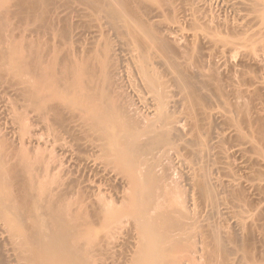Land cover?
<instances>
[{
    "label": "bare ground",
    "instance_id": "obj_1",
    "mask_svg": "<svg viewBox=\"0 0 264 264\" xmlns=\"http://www.w3.org/2000/svg\"><path fill=\"white\" fill-rule=\"evenodd\" d=\"M82 1H84V0H81V2ZM253 1L254 2L257 1V2H255V5H253V3H251ZM260 1L262 3L264 2L263 0H259V2H258V0L250 1V3L253 6H255V7L252 6V8L255 9V11L253 9L249 8L251 11L253 10L252 14L254 17V21H255V18L260 21V23L259 22L257 23V25H260L257 29L255 28V30H254V28L253 29L251 28L249 31H247V32L245 31L246 35L244 34L245 32L243 33L245 35V38H248L249 40H251L250 42L248 40V44L250 43V45H253L254 43H255V45L257 43L258 44L264 43V25H263V27L261 26L262 25L261 21H262V23L264 22V12L262 11V9H264V5L260 4L261 3ZM85 2L87 4H85ZM85 2L84 3L82 2V4H85L86 8H88L87 6H89V9L92 11V13H94V15H96L100 19H102L103 17H105V19L106 18L110 19L111 20L110 22L113 24V27L118 31H122V33L128 37V40H130V43H132L131 45L134 47V52H135L134 53L135 56H134L133 50H132V55L134 56V60H132V61L134 62V64H135L134 66H135L136 71L138 73V76L136 74H135V76L140 77L139 78L141 80L140 82H142V84L144 85L145 89L148 92V95L152 98V103H154L153 109H155V110H153V112L155 111L157 113V115L155 112H154V114L150 112L151 114H148V115L153 114L152 115L153 118L149 119L150 121L147 119V121H149L147 123V125H146L147 121L144 119L146 121L144 124V125H146V127H144V125H143L144 122L142 124H140L141 120L139 122L137 119V122L139 124L132 121V120H134L133 119L134 117L132 118V116L128 114L129 112L127 113L128 117H126V111L127 110H125V111L123 110L124 111L123 112L121 109H118L119 107L120 108L123 107L121 105L119 107L117 106L121 102L117 103V105L114 103L115 101L111 102L112 100H115L116 98L113 97L110 94V91H108V90H112L111 87L113 88V84H111V83H113L114 80L110 83V85H111V87H109L110 89L107 87L108 84H106V82L108 83V81L112 78L111 75H114V73H112L113 72L112 69L116 70V68L114 67L115 68L114 69V68H112L113 65L111 66V63H113L110 61V58H109V52H110L111 47H110L109 42L107 41V39L105 37L106 34H104V32L101 31L99 33L96 31L97 34H99V36L97 37V38H99L98 39L99 41L96 42V44H94V45L90 44V46H95V45H97V46L95 47L93 52H92V48H91L90 51L92 53L90 51H86V53L90 52V54L87 53V54H89L88 56L85 55L86 56L85 57L84 54L82 53L83 56L79 55L80 57L82 56V58H77L74 55L78 54L77 53L78 49L79 50H81V49L76 48L77 49V51L75 49L76 53L74 52V55H73V52H72V54H71L72 56H69L70 55L69 54V55H67V58H66V57H63V55H61L62 54V52H60L61 48L59 50L56 48L57 47L56 46V40H55V42L53 41L55 43L54 45L56 47L53 46L54 48L52 47L51 49H47L48 50L47 51L44 48L49 46V45L46 44L47 46L45 45V47L43 48L42 44L38 43V42H40L39 39L37 40L38 42H34V40L30 41L31 36H32L31 33L34 30H31L29 28V30L31 31V33H30V31L28 30V27H26V30L24 29L22 31H20L21 29L18 30L16 28L17 22L20 23L22 21L25 23V21L28 20L27 24H28V22L30 24L29 20L34 21L35 18H42L41 20H43L44 18H46V15L44 13H42L45 10L44 7L42 8V6H45V0H0V104L4 103V102L5 103L8 102V105L4 106L5 104H3L1 106L2 107L4 106L6 108V109L5 108L4 109L8 110V111L10 109V112H8V111L7 112H8V114L11 113L12 120H10L11 119L10 114L8 115L7 112H5V114L9 116V119H8L9 122L11 123V121H12V124L14 125L13 127L16 129L21 130L22 128H24L25 130L28 131V132L25 131V134H27V133L29 134L30 130H28V128H31V127H30V125L29 126L26 125L27 123L31 124L32 122H30V121H34L33 119L35 118V120L37 122L39 119L43 120V123L45 125V121H48L47 120L48 118H46V117H48L51 113L61 111V108H63L66 112L70 113V115L72 114V116H73V114L75 116L77 114V116L76 117L74 116V118L79 120V123H80V120L81 121L83 120V123L86 124L87 128H89V130L87 129L88 132L86 130V132H87L86 134H88V137H89L90 129H92V132L95 131L94 138L96 136V138L98 139L99 145H98L97 140H94V142L90 141V142H92L90 144L93 146V144L95 142H97L96 144H97L99 152H100V150H101V152L103 151V153L106 151L105 154H102L104 156H101V154L99 155L98 150H97V152H98V154H97L94 150H92L94 148L91 149L94 152V154L96 153L97 155H99V156L96 155L97 159H98V157L101 156L99 163H101V160H104V159H102V157H105L106 158L105 159L106 162L104 161L105 164L109 163L108 169L110 168L109 165H111V168H112V166H115L112 168L113 170H115V169L119 170V171L115 170V171L119 172V174H120L119 177H117V178H116V176H118V173H116L113 170H112V172L109 170V172L113 173L114 176L117 174L115 176L116 180L120 179L121 174H122V176L125 175V178L127 177V179L130 180V181H128L127 179H125L123 177L125 180V184H126V180H127L129 182V183H127V185L128 184L131 185V183H132V186H128V187L133 188V189L136 187L135 188L136 191H137V188L139 187L138 189L140 190V191L138 190L139 193L136 192L137 194L134 195L135 197H133V196H132L133 198L132 197H126L127 201H128V198H131L129 200L134 201L133 206L135 204L136 206H134V207H137L139 210L138 211L137 209H135V210H137V211H135V212H137L136 220L134 218H131V221H132V219H134L137 222L132 221V222H134V225H132V226L130 225L131 226V228L129 227L130 231L126 232V234L131 233V231H132V233H134L135 232V231H133L134 226L135 227H136V225L138 226V230H136V232L138 231L137 233L140 237V243L138 244L139 239L136 238L138 241L134 239L135 241H137V244L134 243V246H135V250H136V248H138V247H136V245L139 246L142 243L141 246H143V247L141 249L144 250V253L141 251L143 254H140V256H138L139 257L138 261H136V260L133 261V258L135 257V255L136 254L138 255L140 253V251L138 249L136 250L137 252L134 251V249H133L134 253L133 252L131 253L133 256L130 255V256H132L130 258V261L127 260V259H129V257L126 259L128 261V263L131 262V260H132V262L136 261L135 264H188V261L192 257L195 258L194 256L200 255V258L198 256L196 257V258H199L197 260H200V264H201V262L203 264H233V262H236V260L239 262V264H264V250L263 249H259V250L258 249H250L249 247H244L241 250H238L237 248H231L230 249V247H232L231 245L234 243V242L233 243L230 242V240L232 238L230 236L228 237V235H227V237L225 236L227 238L226 239L227 244L232 243V244L226 245V242L221 240V236H219L225 232L224 229H222L224 232L221 233L220 231H222V230H220L219 231L220 234H219V232L217 231L219 229L216 230L217 227H214V226H216V224L213 225V223L211 222L212 223V224L210 223L211 226H210V224L206 225V223L208 224L210 222L208 217H206V219L208 218L209 222L204 221L205 224H202V221H200L202 217L199 213L198 214L200 216L196 212H193V214H191L192 212H190V215H191L190 216V215L186 214V210L184 209L185 207H183V211L185 210V213H182L181 209H180V211H178L179 207H177V205L179 203L176 202V200L178 201V199L176 198V200H174L172 198H175V196L177 194H179V191H178V193L176 192V195L172 197V194L169 195V192L171 190L168 192V194L166 192V187L169 185L165 186V190H163L164 185L162 186L163 195H164V192H166V196L169 195L172 198L170 197V199H168L166 196L161 195V196H163V197L160 196L162 201H161V199L159 201L163 202V199H164V202H167L168 200H170V203H171V201L174 200V203H178V204H176V207L178 208V210H177L178 212H174V210H173L175 208L173 201H172L171 205L169 204V201H168V203H166L167 206L164 205V203H163L165 208L161 207L162 203H158L157 199L159 197H158V195L157 196L155 195L156 191H155V194H153V196L155 195L154 199L159 205L154 200H151L153 198L152 193H154V192L151 193V196L149 195V197H152V198H149V197L146 198L145 197L147 192H145L144 189L148 190L149 184L145 180L144 181L145 186H146V188H145V186L143 184L144 178L142 179V176L144 173H141L142 168L144 170H146L144 167L147 168V167L151 166L150 172L148 174L146 173L147 177H145V179L148 180L150 178L152 180V183H153V179H154L155 175L158 174L157 170H155V165H157V164L159 165V163H157L159 161V160L157 161V158H159V157L156 156L157 158L155 157L156 160H154L153 159V153H155L156 150H158V151L160 150V151H163L164 154H167L168 152H166V151L169 150L171 147H174V145H173L174 141L171 140L170 137H172L174 134L176 135V133L180 130L179 128H176V127L180 125L179 123H181V119L182 118L184 119V117L180 116V117H177V119L180 118L179 120H177L176 116H175L176 114L171 117V115L173 113L170 111L169 106L171 107L170 104L175 103V102L173 103L174 100L173 101L171 100V99H173V97H175L174 95H177V96L179 95V97L181 96L180 102L185 103L184 105H185V108L187 111L186 112L187 117H185V118H186V120L189 119L190 121L187 120V122H190V123H187L186 120H185V122H186V126H187V124H190V127L192 128V137H190V138H193V142L198 143L201 141L200 140L201 134L199 133L200 132L199 131L200 130V128H199L200 123H199V120L197 121L198 118L195 119L194 117L197 114L199 116L202 115L204 117H207L210 115L207 110H205L204 108H200L201 103L199 104L200 101L197 100L198 98H195L196 94L195 95L193 94L194 93L193 89L191 90V88H194L193 87L194 83L191 84L192 87L190 88L191 85L189 83L191 81H189L190 80L189 77H187L186 74L184 73L185 69L184 70L182 69L183 68L182 65L184 63H185L184 65H187V62H191L190 60H193L194 57H191L192 58L191 59L185 55L186 58H184V60H185V62H184L182 59L184 54H183L182 50H180L181 44H179V42H177L179 44V46H178V44L177 45L175 44L178 39L174 38L173 41L176 40L175 43L172 41V43H174L176 46H174V44H170L171 41L169 39H168V41L165 40V39L169 38L170 34H168V35L166 34V37L168 36L167 38H165V36L164 37L160 36L161 34L159 33V30H158L159 28L156 27L157 25L155 24V21H153L152 23L150 22L151 19H161L162 17H164L163 15H165L164 13H166V11L171 12V13L172 12L177 13L179 10H177L176 8H175L176 10H174V8L171 5L173 3H171L170 0L169 1H166V0H85ZM168 3L173 8V10H171L172 9L171 7L169 9H165V8L169 7ZM249 4L247 6H249ZM134 5L138 6V8ZM139 6L143 7L144 10L145 9L147 10V11L145 10L147 12L146 13L147 15L146 14L145 15L149 17V18L147 17L148 21L144 20V19H147L146 17L145 18H143L144 16L142 17V15L144 13L143 11H142L143 13H141L142 15L139 14L140 16H138L137 10L140 8ZM166 6H168V7H166ZM181 6H183V5L181 4ZM135 7L137 8V10L135 9ZM180 7H178V8H180ZM89 9H88V11H90ZM139 10H141V9H139ZM46 11L47 10H45L44 12H46ZM254 12H256V14L258 13L259 16H258V14L256 16V14ZM138 13H140V11ZM97 17L95 19L96 21H97ZM99 18H98V22L100 23L101 20H99ZM149 19H150V21H149ZM23 20H25V21H23ZM257 20H256V22H257ZM252 21H253V19H252ZM38 22L39 21H37V22L35 21V24L32 22L34 24V27H35L36 23H38ZM41 22H43V21H41ZM44 22H46V21H44ZM108 22L109 21H107V23ZM49 23H50V20H49ZM49 23L46 22L44 24L46 25ZM39 24H40V22H39ZM152 24L155 25L154 28L151 27ZM51 25H52V22H51ZM50 26L48 25L49 28H50ZM96 26L97 25H95V27ZM176 26H178V25H176ZM34 27L32 29H35ZM36 27L38 28V26H36ZM39 27L40 28H38V29H43L41 27V24ZM48 27L45 26V28H47V29H48ZM158 27H161V29L163 28V31L165 30L166 32L171 33L172 36L174 34L173 32L178 33V31H180L179 27L171 26L168 23L163 24V22L161 23V25L159 24ZM260 27H262V28H260ZM23 28H25V26ZM155 28H157L156 30L158 31V33L154 30ZM38 29L33 32V35L35 32L37 33V31H39ZM100 29H101V27H100ZM27 30H28V33H27ZM48 30H50V29H48ZM94 30H95V28H94ZM236 30H237V28H236ZM251 30H253V31L250 32ZM98 31H100V30H98ZM39 32H41V31H39ZM96 32H95V34H96ZM26 33H27V35H26ZM29 33L31 34L30 37H29V35H30ZM48 34H50V33H48ZM97 34L95 36H97ZM120 34H121V32H120ZM182 34H183V32H182ZM36 35H38V34H36ZM40 35L41 34L39 33L38 36H40ZM52 37L54 38L55 35ZM56 37H57V34H56ZM121 37H122V35H121ZM182 37H184L187 40H189V39L194 40L195 39L197 41L203 42L204 45H206L212 49L211 52H213V54H214V55L212 54L213 56L223 55V52H224V51H222L223 49L219 47L220 45L216 44L215 39H213V38L211 39L206 35L204 36V35H199V34H195V33H193V35L185 34V36L183 34ZM28 38H30V39H28ZM32 38L35 39L34 36H32ZM36 38H38V37L36 36ZM170 38L172 40V37H170ZM125 39H123V40L125 41ZM180 41H182V40L180 39ZM57 45H59V44H57ZM170 45H172L173 48L175 47L176 50H178L180 53L183 54V55L182 54L180 55V53H179V55H178V56H182V58L179 57V58H181L180 63L178 62V56H177L176 60H171L170 57H172V56H170V55H172V52L170 50L172 49V47ZM194 45H197L196 42ZM246 45L247 44H245V46ZM255 45H253V48L255 47ZM261 45L264 47L263 44H261ZM60 46H58V48ZM235 46L237 47V45H235ZM133 47H132V49H133ZM248 47H246V48H248ZM250 47H252V46H250ZM230 48L232 50H234L233 45ZM253 48H251V51H252V52H250L251 54L248 53L249 56L251 57V55H254V56L256 55L259 58V55H257L258 51H256L257 48L256 47L254 48L256 50H254ZM181 49H183L182 46H181ZM85 50H87V49H85ZM168 50L171 52L170 55H168L169 54ZM258 50L260 52L263 51L262 49H258ZM83 51H84V49L82 50V52ZM167 51H168V53H166ZM253 51L256 52V54H253ZM80 52L81 51H79V53ZM84 53H85V51H84ZM245 53H247V50ZM248 54H246V56H248ZM175 55H177V54H175ZM133 56H132V58H133ZM242 56L243 55H241V57ZM255 57H254V59H255ZM252 58H253V56H252ZM173 59H175V58H173ZM231 59H232V57H231ZM261 59H259V60H261ZM181 62L183 63L182 65H181ZM260 63H261V66L259 65L260 66L259 70L263 69V68H261V67H263L262 62H260ZM263 64H264V62H263ZM160 68L162 69V71L160 70ZM190 68H191V66H190ZM257 69H258V67H257ZM244 70H246V69H244ZM242 71H243V69H242ZM242 71L240 70V73L239 72L237 73V74H241V76L239 75V77H242L241 78L242 83L239 80L236 82L238 84H240V83L243 84V81H244L245 82L244 86L246 85V86H248V88L245 86L246 90H244V86H243V90H238L240 88L242 89L241 84H240V88H238L239 85L237 83H235V79H231L232 81H234V85L237 84L235 86V89L233 90L234 86L232 87V84H231L232 82H230V83L228 82L232 87V91L230 89V92L233 96L232 99L235 100L234 94H235V96L242 94L244 99H245V97L246 98L247 97L252 98V95L254 96V94H257L260 92H262L264 94V82H263L264 79L262 78V76L260 77L261 79L259 80V78L257 76L252 75L254 72L252 73V71H251V75L254 76V77H251L250 73L247 74V72H246L247 70L245 72L244 71L242 72ZM263 71H264V69H263ZM248 72H249V69H248ZM184 74H185V76H184ZM188 75H189V73H188ZM185 77H187V78H185ZM239 77H238V79H240ZM255 77H256V80L254 79ZM94 79H96V80H94ZM184 79L185 80L189 79L188 81L186 80L185 82H189L188 84L186 83V85H190L189 86L190 90L188 89V91H192L193 93L192 92H191V94L189 92H188V94L185 93L186 89H184V87H185L184 86V84H185ZM242 79H244V80H242ZM257 79L260 82L257 81ZM261 80H262V82H261ZM95 81L96 82L98 81L99 83H95ZM92 82H93V84H92ZM94 83L97 84V86ZM62 84L68 85L67 88L70 85V88H72V90L77 88V91H75V90L72 91L71 89H68V91H64V90H67V88L65 89L64 87H66V86L62 85ZM138 84H139V82H138ZM71 85L74 86L75 88L71 87ZM173 86L177 87V89H178L177 94H176V92L171 91ZM221 87H222L221 85H219V86L217 85V87L215 86L216 96L227 106L226 102L229 100L224 101L225 95H223V93H224L223 91H225L223 89L226 88L227 86L224 88H221ZM106 88H108L107 91L109 92L110 95L108 93H106L107 92V91H105ZM62 89H63V91H61ZM81 89L84 90L83 91L84 94L87 91V89L91 90L92 93L93 92L96 93L95 97L93 96L94 99L83 97L81 100H79V102L72 101L73 99L70 100V98H73V97H71V94H72V96L75 97L74 100H77L76 98H78V96L76 97L74 95L76 93H74V92L78 93V91L79 90L81 91ZM70 90L73 93H71ZM91 91H90V93H91ZM65 92H67L68 95H70L69 98H67L68 95ZM69 92L71 94H69ZM172 92H174V93L172 94ZM90 93L88 92V94L87 93L86 94L88 96H90ZM94 93H93V95H94ZM262 93H260L261 96H258L260 94H257V96L260 97V98H258V97L256 98L258 101H256V99H255L256 103L257 102L259 103V101H260V104H259L260 106L262 105L261 102L262 103L264 102L263 99H261L262 95H263ZM79 94H83V93L80 92ZM231 94H230V96H231ZM7 95L8 96L10 95V97H8ZM107 95H109V97L112 96L113 99L109 98L110 99L109 100L107 98ZM171 95H173V96H171ZM82 96L83 95H81L79 97H82ZM237 96H236V98H237ZM5 97H6V99L8 97L7 101H6ZM240 97H241V95L238 96V99H236V100L237 101L240 100L242 98V97L241 98ZM78 99H80V98H78ZM68 100H70V101H68ZM236 100L234 102H236ZM255 101H253L254 103L251 101L253 103V105L252 104L250 105L251 102L248 104L247 100L244 101L246 105H244V103H241L243 105H240V103H237L238 105L233 104L234 105V106L232 105L233 108L229 102V104H228L229 110L226 112V114H224L225 112L224 113L219 112L218 116L229 127L228 130L229 129L231 130L230 131L231 132L230 133V135H231L230 139L234 140V142L232 141V144L238 143L237 147H239L240 150L243 149V148L241 149V147H240L243 145V147H245V146H246V148L249 147L251 152H254L255 157L250 156L251 158H249V159L246 158V160L244 162L248 163V165L251 164L253 166H257L258 167L257 173H260L263 176L264 175V114L262 112H259L261 109H260L258 104L255 105ZM67 102H71V103H69V105H68ZM90 102H94V104H95V102H98V104H96L97 107L94 105L96 107L95 108L93 106V103L91 105L93 107H90V104H91ZM117 102H119V101H117ZM239 102H241V100ZM72 103H74V105H73L74 107L71 105ZM75 103H76V105H75ZM113 103L115 104V106L113 105ZM152 103L150 102V104H152ZM87 104L89 106H87ZM263 105L261 107L264 110ZM7 106L9 107V109H7ZM83 106L84 107L87 106L88 108H95V109L94 110L88 109V108L85 109ZM177 106H178V104H177ZM255 106L259 107V109H260V110H258V108H256L258 110V111H256L257 114H256V112L253 111L255 109L254 108ZM124 107H125V105H124ZM182 108L184 109V107H182ZM151 110L152 109H150V111ZM1 111H3V110H1ZM65 111H64V114H68ZM252 111L255 113L254 114L255 116L252 115L253 114ZM195 112H197V114ZM193 113H195V114L193 115ZM234 113H236L237 114L236 116H238V118L236 117L237 120L235 119ZM54 114H53V116H56V114L55 115ZM59 114H61V113L59 112L57 115L59 116ZM62 114H63V112H62ZM232 114H234V115H232ZM35 115H36V117H37V115H38V117H44L45 116L44 118L46 120L44 121V118L38 119V117H37V119H38L37 120L36 117H34ZM154 115L156 118L159 117L160 119H162L163 122L161 120H157L154 117ZM211 115H212V113H211ZM211 115H210V117H211ZM8 116H6V117H8ZM72 116H70L69 118L67 117V119H65V120L70 119ZM78 116L80 117L79 119L77 118ZM130 116H131L132 120L129 119ZM183 116H186V115H183ZM252 116H254V117H252ZM50 117L54 118L56 120L55 117H52V116H50ZM50 117H49V119H50ZM72 118L70 120L75 121V119H72ZM154 118H155V120L160 121V123L162 122V124L160 126H159V124L157 125L156 124L157 121L155 122V120H153ZM40 120L38 123H40ZM70 120H69V122H71ZM151 121H152V123H151ZM182 121L184 122V120H182ZM69 122L66 121L65 123L68 124ZM43 123H42V125H43ZM47 123L48 122H46V124ZM50 123H48L47 125L48 126L51 125ZM76 123H78V122H76ZM181 124H183V123H181ZM253 124L257 125V126H255L256 128L254 127L255 130L253 128L254 132H252L253 130H251ZM25 125H26V127H25ZM141 125H143L144 129L142 128ZM246 127L251 128V129H248V131L250 130L249 132H250V135H252V136H248V134H245V133H247V131H245V133H244L243 130L246 129ZM51 128H52V126H51ZM175 128L177 129V132H175V133L172 132L173 133L172 136L169 135V133H171V130L172 129L174 130ZM53 129H54V127H53ZM20 130H18V131H20ZM14 131H17V130H14ZM21 131H23V130H21ZM140 131H143V132H141L142 134L140 133ZM76 132H77V130H76ZM78 132H79V130H78ZM80 132L81 133H79V135H81L83 133L85 134V130H83V131L81 130ZM179 132L181 133V130ZM0 134H3V133L1 132ZM76 134H78V133H76ZM84 134H83V136L81 135L80 137H84ZM24 135H23V133L20 135V136H22V137H20L22 139L21 142L27 136V135L26 136H24ZM143 135H144V137H147L148 139L145 138L146 140L143 141L142 140ZM3 136H4V134H3ZM3 136L2 135L0 136V233H2V234H0L1 235L0 238L3 237L2 236L3 233H8V235L6 234V236H4L5 238L7 236H9V234H10L12 238H15L16 241L18 240V242H15V244H14V247L16 250L15 249H13V250H15L17 256H19V255L23 256L22 259H21V256H19V257L24 262L26 260L27 261V263L25 262L26 264H30V263H32V264H78L79 262H81L80 259L87 260L85 262H86V264H89L91 262H89L88 260H91L92 257H93V260H97L98 259L97 257H100L99 261H102L104 264H106L108 262L107 261L108 256L105 258L106 260L103 258L107 254L109 255V253H107V252H110V250H112V252H113L114 251L113 247H115L114 252H116V250L120 246L119 240H121V237L120 238L118 237L119 238L118 240L116 238L120 234L122 235V233L119 234L118 232L119 231L123 232L124 229L120 230V228L122 229L124 227H122V225H123V222H121L122 219H121V221L119 220V222L122 223L121 227L119 226L120 224H117V223H118V219L122 218L121 215L123 216V211L125 212V210H127L128 207L130 206V205H128L129 201H128V203L124 202L125 203L124 204L122 202V199L125 200V197H122V199L119 200L121 202L120 204L122 206L126 205V207L124 206L125 210H124V207H121L123 209V211L121 210L122 214L119 210H118L119 213H117L118 211L116 212V214L118 215V216L117 215L116 216L117 217L120 216V218H116L115 216H113V218H109L113 214L115 215V212H113V214L111 215V212L115 211V210H113L112 208H109V211H110V209H112V211L108 212V207H111V204H110V206H107L108 203L106 205L105 203L104 204L102 203L104 201H102V202L98 201V203L103 204L104 208H105V206L107 207L106 208L107 211L104 209V212L106 211V214L105 213H103L102 215L100 214V216H101V218H100L98 215L100 210H98V209H100L99 207L102 204L99 205L96 203L95 204L96 206H94V203H93L92 207H95L96 209L98 207L97 210L99 211L98 213H95V216L98 215V218H100V219L97 218L98 220H95V221H93L94 223H92V220L96 218L95 216H94L95 218L92 217L93 216V214H92L91 215L92 219L91 220L89 219L90 220V222H89V220L86 217H83L82 211H81L83 209L85 211V209H86V206H84L83 209L81 207L82 206L81 204L86 205L85 200H83L84 195H83V197H81V199L79 198V200H82L81 203H79L80 202L79 200L76 202V204L79 205V207L81 209L78 206H77V208H75L76 204L75 205L73 204V206H75V207H70V208L68 207L69 208V209L67 208L68 210L63 208V207L66 208L67 207L66 205L72 206V204H69V202H67V201H69L71 199V198L69 199L68 197L70 195L72 196L73 194H69L67 192L69 195L66 194V196H64L65 191H66L65 188H67V187L63 188V189H65V191L63 189H62L63 191H61L60 187H59V189L56 187V185L59 182L57 183V179H55L56 177L55 178H53V177L56 176L54 171H56L55 167H57V166L54 167V166H52V165H54V164H52V162L47 161L46 163L51 164L50 166L52 168L53 167L54 168L53 169H51V167L46 168L48 166V164H45L47 166L43 165L44 168H46L48 170V172H47V170L45 172H47V174L49 173L48 175H50V177L47 174H45V175H47V176H45L44 175L45 169L43 168L42 165L38 164V163H41V164L43 163L40 160L41 157L39 158L40 162L38 159L35 158L36 160H38V163H37L39 165L38 168L42 169V170L36 169L38 172H40L39 176H37L38 174L34 173V172H36L35 167H37V164L31 163L32 160H33V162H35L34 161L35 159L31 158L32 156H33V158L36 157V156H34L35 154L32 152V153H29V155H28V153L26 152L27 153L26 155L28 157L25 155H24L25 156L24 157L22 155L23 153L19 154L18 151L14 152V149L10 150L8 148V146H10V145L7 144L6 141L4 142L5 136H4V138H1ZM34 136H32L31 138L33 139ZM27 137H29V135ZM85 137L87 138V135ZM92 138H93V134H92ZM172 138L176 139V136H174ZM32 139L27 140V142L28 141L32 142ZM84 140H86V139L84 138ZM90 140H92V139L90 138ZM36 141H38V139ZM86 141H88V140H86ZM169 141L170 142L172 141L171 142L172 145L170 144ZM21 142H19V143H21ZM31 142L30 143L28 142L29 144L28 143L27 144L30 146V144H32ZM4 143H6L8 146L6 147V145ZM23 143H25V141H23ZM36 143L37 142H35V144ZM201 143H198V144H201ZM33 144H34V142H33ZM38 144H39V142H38ZM96 144L93 147H96ZM235 144H233V145H235ZM26 145L23 144L24 149L27 147ZM36 145H35V147H36ZM20 146H21V144H20ZM23 146H21V147L23 148ZM35 147L32 146L30 149L36 150V149H34ZM39 147H36V148H39ZM237 147L235 145L234 149H236ZM89 149H90V147H89ZM38 150H36V151H38ZM171 150H173V152H174V148H171L169 150L168 156L172 152ZM242 151H244V150H242ZM245 151L243 153H245ZM14 153H16L18 155L14 154ZM36 153L38 154V152H36ZM32 154H34V155H32ZM157 155L162 156V154L161 153L159 154V152L157 153ZM240 155H242V153ZM245 155H247V152L245 153ZM245 155L243 154L242 156H245ZM37 156H41V155H37ZM96 156H93V157H96ZM148 157H151L152 159H150V158L148 159ZM162 157H163V159H165L164 156H162ZM162 157H161V160H162ZM97 159H94V160H97ZM86 161H89V160H86ZM104 162H102V165H100L98 163V161H95V163L100 166V167L98 166L99 168H101V166H103ZM159 162L163 163L162 161H159ZM33 164L35 167H33ZM93 165H94V163H93ZM93 167H95V166H93ZM98 167H97V170H98ZM105 167H107V166H105ZM158 167H160V166H158ZM158 167L156 166V168H158ZM56 169H58V167ZM108 169H106V170H108ZM49 170H52V171L54 170L53 171L54 173L51 171L54 174V176L52 173L50 174ZM103 170L104 169H102V172H103ZM144 170H143V172H145ZM139 171H140L141 175L138 176L135 173H138ZM154 171H156L157 173L154 174L155 173ZM40 174H42V175H40ZM106 174H108V173H106ZM42 176H45V179L42 178ZM140 176H141L142 181H140L141 180ZM39 177H41L44 180V182H45V180H47L46 177H48V178L52 177L51 179H48L49 181L48 180L47 181L49 182V184H50V182H52L53 184L56 182V185L50 184V186H49L47 181H46V183L48 185L46 183H45L46 184L45 185L44 182L43 183L41 182L42 180L39 182V180L41 179ZM123 178L120 179L121 182H122ZM202 179L203 178L201 177V179L199 178L198 180L200 182L201 181L203 182L204 180H202ZM51 180H53V181H51ZM137 180H139L138 183L140 185L137 183ZM198 180H197V182H198ZM262 180H260V181H262ZM195 181H196V176H195ZM195 181H194V183H195ZM74 182H75V180H74ZM200 182H198V184ZM149 183L152 184L151 182H149ZM206 183L203 182L202 185L206 184ZM257 183L258 184L254 183V184H256L254 186L252 184V186L259 191L262 189L261 191L264 192L263 191L264 190L263 182L262 183L257 182ZM196 184L197 183H195L194 186H196ZM198 184L196 186V189H198ZM51 185H53V186H51ZM159 185H158V188H159ZM202 185L199 186L200 189H202L204 187ZM57 186H59V185H57ZM60 186H61V184H60ZM151 186L153 187V185H150V187ZM205 187H207V184ZM61 188H62V186H61ZM153 188L155 189V187H153ZM156 188H157V186H156ZM168 188L169 187H167V189ZM154 189H152V190L149 189V191H154ZM170 189H172V188H170ZM204 189H206V188H204ZM59 190H60V192H59ZM78 190H80V189H78ZM155 190H157V189H155ZM67 191H69V190H67ZM201 191H203V189ZM207 191H209V190L206 189V192ZM77 192H79V191H77ZM171 192L175 193V190H173ZM206 192L204 190L203 193L205 194ZM160 193H161V190L159 192V195H160ZM124 194L126 195V193H124ZM124 194H123V196H125ZM143 194H145L144 197L148 200H146L145 198H144V200H142ZM204 194H202V195L204 196ZM207 194L208 193H206L205 199H208ZM156 197H158V198L156 199ZM164 197H166L167 201H165ZM63 199H65L67 201L65 202V200L63 201ZM89 199H91V198H89ZM153 201L158 206H160V204H161V206L159 208L156 204H154V205H156V207L154 206L155 208L153 207V209L156 210V208H157V210H159L161 208L164 210V209H166V207L170 206L169 208H172L173 214H171V215L169 214V212L171 210L170 211L165 210L164 213H162L163 210L161 211V209H160V212L158 211V213H159L158 215L154 214L153 217H155V218L150 217L152 215H150V216L148 215V212L150 211V210H148V208L151 207L150 205H151V203H153ZM260 201L262 202V199H260ZM71 202H72V200H71ZM146 202L150 204L149 205L150 207H147V205H146L147 208L144 207ZM88 203H90V202H88ZM129 204L132 205V202H130ZM138 204H139V207L137 206ZM168 204H169V206H168ZM63 205H65V206H63ZM140 205H142V207H144V208H141ZM172 206H174V208ZM103 207H101L102 212H103ZM202 207L203 206H201V208ZM74 208H75V210L76 209L78 210L77 211L78 213H76V216L74 215L75 217L72 216L73 214H75ZM78 208L80 209L81 212L79 211ZM88 208H89V206H88ZM169 208H167V209H169ZM153 209L151 207L152 212L154 211ZM202 209L199 210V208H197V210H199V211H202ZM166 211L168 212L167 213L168 216L165 215ZM175 211H176V209H175ZM95 212H97V211L95 210ZM102 212H100V213H102ZM149 213H151V211ZM155 213H157V212H155ZM194 213H196V214H194ZM119 214H121V215H119ZM184 214L188 215V216H184ZM81 215H82L83 219L81 218ZM106 215L107 216L109 215L108 219H110V222L112 221L113 225H115V222H117L116 224L120 228L116 227L114 229V227L116 225L113 226L112 224L111 225L113 227H111L110 225L106 226V224H108L106 222H109L108 219L107 220L104 219V217H106ZM133 215H135V213ZM192 215H195V216H192ZM197 215L200 217V219L198 218ZM78 216L80 217V219ZM186 217H188L189 222H187L188 220H186ZM189 217H191V218L194 217V218L189 219ZM195 217H196V219L198 218V220L200 222L198 220H196ZM74 218H76V219H74ZM85 218H86V220H85ZM203 218H205V217H203ZM113 219H116L117 221L113 220ZM76 220H77V222H79L78 224L81 227L84 226L82 229L86 228L85 229L86 232L88 230L87 229L88 226H86V225H88L89 223H92L94 226H97V225H95V222H96V224H98V222L99 223L101 222L103 224V222L105 221L103 226L105 225L106 227H109V229L106 228L107 230L105 232V227H102V230L104 231L105 234L106 233L108 234V230H110V227L113 228V229H111V231L114 230V233H112L113 231L112 232L110 231L111 233H109V234H111L110 236H112V235H115V232H116L115 241L117 240L118 243H116L117 241L114 242V239H113L114 243L112 244V246L109 245L112 241V238H114V237L113 236L110 237L109 235L107 236V234H106L105 235V237L107 236L106 239L108 237H110L109 238L111 240L110 243L106 244V245H100L98 242L102 243L105 241V240H103V239H105V237H103L104 236L103 233L100 234V235H102L103 239H101L102 237L100 235H98L101 237L100 239L98 238V240H100V241L97 240L98 241L97 242L94 240V242H97L98 244L94 243L93 239H92V241H90L91 238L89 237V235L92 237L93 236V234H91L92 232H90V234L89 233L85 234L84 230H83L84 233L80 232V231L76 232L79 230V229L76 230V228L80 227L79 225H78L79 227L76 225L77 224ZM83 220H85L84 225L82 224ZM86 221L88 222V224ZM113 221H115V222H113ZM72 222H75L76 224L75 223L74 224L76 226L73 225ZM80 222H82V223H80ZM248 222H246V225L250 228H253L251 223H253L254 221H248ZM71 223L73 226H75V228L71 225ZM85 223H86V225H85ZM101 223H100V227L102 226ZM135 223H137V224H135ZM199 223L201 225H199ZM53 224H54V226H53ZM92 224H90L91 227H93ZM129 224H133V223H129ZM203 225H205V226L203 227ZM212 225H213V227H212ZM50 226L51 227L53 226L52 228H54V229H51ZM70 226H72V228H74L75 230L72 231L73 229L70 228ZM90 226L88 227L89 230H90ZM243 226L245 227V228L243 227V229H245V230L248 229L247 226H245V224H243ZM55 227H59L61 230L59 232H57V231H55V229H56ZM69 229H71V230H69ZM82 229L80 228L81 231H82ZM116 229L118 231H115ZM136 232L134 233L135 235H137ZM255 232L256 231H254V233ZM243 233L245 234V232H243ZM117 234H119V235H117ZM226 234H228V233L225 232L224 235H226ZM132 235L133 234H131L130 236L131 237L134 236V238H135V235H133V236ZM138 235L136 237H138ZM128 236H129V234H128ZM245 236H247V235H245ZM131 237H129V238H131ZM7 238L5 239V241L9 240ZM11 240H13V239H11ZM11 240L9 242H11L13 245V241H11ZM101 240H102V242H101ZM129 240H131V239H129ZM132 240H133V238H132ZM135 241H133V242H135ZM232 241H233V239H232ZM90 242H93L94 244L91 245ZM104 243H106V242H104ZM107 243H108V241H107ZM6 244H4V245H6ZM11 248H13V247H11ZM90 248H92L94 250V252H90L93 255L88 253V250L89 251L92 250ZM96 249L99 252L96 251ZM36 250L42 254L37 253L38 254L37 255ZM119 250H120V248H119ZM131 250H132V248H131ZM145 250H146V252H145ZM95 251L100 253L99 256L97 253V256L94 257L96 255ZM17 252L19 253V255L17 254ZM112 252H110V254L114 253V252L113 253ZM135 252H136V254H135ZM87 253L90 256L87 255ZM13 254H14V252H13ZM30 254L32 257L30 256ZM17 256L15 258H17ZM231 256H234L235 260L231 259L232 258ZM85 257H87L88 259L87 258L85 259ZM108 258H110V257H108ZM113 258H114V256H113ZM136 258H137V256L135 257V259ZM196 258H195V260H196ZM126 260H125L126 263L124 262L125 264H127ZM99 261H95V262L93 261L92 263L99 264L98 263ZM190 261H189V263H190ZM192 261L195 262L194 259H192ZM192 261L190 264H192ZM82 262H83V260H82ZM85 262H83L82 264H85ZM132 262L129 264H134ZM197 262H199V261H197ZM238 262H236V263H238ZM1 263H2V261H1ZM194 264H196V263H194Z\"/></svg>",
    "mask_w": 264,
    "mask_h": 264
},
{
    "label": "rangeland",
    "instance_id": "obj_2",
    "mask_svg": "<svg viewBox=\"0 0 264 264\" xmlns=\"http://www.w3.org/2000/svg\"><path fill=\"white\" fill-rule=\"evenodd\" d=\"M166 1H169V0H166ZM172 1L170 0V2L173 3L171 5L174 8V10L177 9V10L180 11V12L179 11L177 12L178 14L177 13H173V12L172 13L171 12H167L166 11V13H164L165 15H163L164 17H162L161 19H151V21L149 19V21L151 23L153 21H155V24L157 25L156 27L159 28L158 30H159V33L161 34V35L159 34L160 36H163V37L165 36V38H167L168 36L166 37V34L167 35L170 34L169 38L165 39L166 41H168V39H169L171 41L170 44H174L176 40L175 41H173V40H174V38H176L178 40L176 41L175 44L177 45L178 44L177 42H179V44H181L182 48L184 49V50L181 49V46H180V50H182V52L184 54L183 55L178 50H176L175 47L173 48L172 45H170L172 47V49L170 50L172 52V55H170L171 52L169 50H168L169 51V54L168 55L172 56V57H170L171 60H176L177 59V56L179 55V53H180V55L181 54L183 55V58H182V56H178V62L179 63H180V59L181 58L185 62L184 58H186V56L188 58L194 57L193 60H190L191 62H187V65H184L185 63L183 64L181 62V65L183 64L182 65L183 66L182 69L183 70L185 69V71H186V72L184 71V73L190 79V80L189 79H186V80L187 81L188 80L191 81L190 83L189 82H185L186 80L184 79V83H185L184 84V86H185L184 89L187 90V91L185 90V93L188 94V92H189L191 94L192 91H188V89L190 90V88L192 87L191 84L194 83V85H193L194 88H191V90L193 89L194 93L193 92L192 93L194 95L196 94L195 95L196 97L194 95L193 96L195 98H198L197 100L200 101L199 102V104L201 103L200 108H204L205 110H207L209 112L210 115L212 113V115H211V117H210V115L207 116V117H204L202 115L199 116L197 114V112H195L197 114L196 115L197 117L195 116L194 118L195 119L198 118L197 121L199 120V123H200V126H199V128H200L199 131L200 132L199 133L201 134V139H200L201 141L198 142V143H201V142L202 143L201 144H198L196 142H193V138H190V137H192V128L190 127V124H187V126H186V122L189 119L186 120V118H185V117H187V114H186L187 111H186V108H185V105H184L185 103L180 102L181 101V96L179 97V95L178 96L177 95H174L175 97H173V99H171V100L172 101L174 100L173 103L174 102L175 103L174 104H170L171 107L169 106V108H170V111L173 113L171 115V117L174 116L175 114H176L175 115L176 116V119H177V117H180V116L181 117H184V119L183 118L181 119V123H183V124L179 123L181 126L179 125V126L176 127V128H179L181 130V133L179 132L180 130L177 132V129L176 128L174 129L175 131L173 129H172L173 131L170 129L171 130V133H169V135L172 136L173 133H175V132H177L178 134L176 133V135L174 134L172 136V137L176 136V139H173L172 137H170L171 140L174 141V143H173L174 147H171L170 146L171 148H174V152H173V150H171L172 152L170 153L169 156H168V154H169V150L171 149L170 147H169L170 149L166 151V152H168L167 154H164V152L163 151H160V150L159 151L156 150V152L154 151L155 153H153V159L156 160L155 157L157 156V157H159V158L156 157L157 158V161L159 160V161H162L163 163H161V162L158 161L157 163H159V165L158 164L155 165L156 163L154 164L155 165V170H157L158 174L155 175V177L153 176L154 177V179L152 178L153 179V183H152V180L150 178L148 180L145 179V177H147V174L150 172L151 166L150 167H147V168L144 167L146 170H144L142 168V172L141 173H144L146 175L145 176L143 174L144 177L142 176V179L144 178L143 179L144 186H145V182L144 181L146 180L147 183L149 184L148 188L150 190L154 189L153 187H155V189H157V190L154 189V191H149V189L148 190L144 189L145 192H147V194L149 192L150 193L148 195L146 194V196H145V194H143L142 195L143 196L142 197L143 198L142 200H144L145 197L148 198L149 195L151 196V193L154 192V193H152V197L153 198L152 197H149V198H152L151 200H154L155 201V199H154L155 197L154 196L155 195L156 196L158 195L159 198L156 197V199L158 198L157 199L158 203H162V206H161V204H160V206L163 207V208H165L164 205L167 206L166 203H168V201H169V204L170 205L172 204V201H173V204L175 206V208H174V206H172L174 208L173 209L174 212H178L181 209L182 213H185V210H186V214H188V215H190V212H192L191 214H193V212H196L197 214L199 213L201 215V217H202L201 220H200V221H202V224H205V222H209L208 221V218H209L210 222L208 224L206 223V225H209L212 222L213 225L216 224V226H214V227H217L216 230L219 229V230H217L218 232L220 230L224 229V231L226 233H228V234L224 235L225 232L223 230L220 231L221 233L224 232V233H222L223 235L222 234L219 235V236H221V240H223L224 242H226L227 235H228V237L230 236L233 239V241H232V239L230 240V242H232V243L234 242L233 244L232 243H228L227 244V242H226V245L232 244L231 245L232 247H230V249L231 248H237L238 250H241L244 247H249L250 249H258V250L259 249H263L264 250V192L261 191L262 189L259 191V190H257L256 188L253 187L254 185L258 184L257 182H261V183L263 182V184H264V181H263L264 180V177H263L264 175L262 176V174L257 173L258 172V167L257 166H253L251 164L248 165V163L244 162L246 160V158L249 159V158H251L253 156L255 157L254 152H251V150L249 149V147L246 148V146L243 147V145H242V146H240L241 149L243 148L242 150H244V151L246 150L245 153L247 152V155H245V153H243L244 151L240 150L239 147H237L238 143L237 144L233 143L238 148V149L237 148L234 149L235 145L232 144V141L234 142V140L230 139L231 138L230 137L231 136L230 135V133H231L230 131L231 130L230 129L228 130L229 127L218 116L219 112L220 113H224L225 112L224 114H226V112L229 110V106H228L229 102H230V105L231 106L233 104L238 105L237 103H240V105H243L241 103H244V105H246L244 101L247 100V103L249 104L251 101L252 102L255 101V99L258 96H261L260 93H262V92L257 93V94H260L258 96H257V94H254V96L252 95V98L251 97H247V98L245 97V99H244V97L242 96V94H240L242 98L240 97L241 98L240 99L241 102H239L240 100L237 101L236 99H238V96H240V95H238V96L236 95L237 96V98H236V96L234 94V98L236 100V102H234L235 100L232 99L233 96H232V94L230 92V89L232 91V87L234 86V88H233V90H234L235 89V86L238 84L236 81L239 80L242 83V81H241V78L242 77H239V75L241 76V74H237L238 72L240 73V70L242 71V69H243L244 72L247 70L246 71L247 74L250 73V75H251V71H252V73L254 72L252 75L257 76L259 78V80L261 79L260 78L261 76L264 79V76H263L264 75L263 74L264 73V71H263V69H264V64H263V62H264V60H263L264 59V49L263 48L264 47L261 45V44L264 45V43L258 44L256 42L257 43L256 45L254 43L253 45H255V47L257 48V50H256V49H254L255 47L253 48V45H250V43L248 44V40L249 39L248 38H245V35H246V32L247 31H249L251 28L252 29L254 28V30H255V28L257 29L260 26V25H257V23L258 22L260 23V21L257 20L256 18H255V21H254V17H253V14H252L253 10L255 11V9H253L252 6L255 5V2H257V1L251 2V3H253V5L250 3V1H252V0H250V1L249 0H172ZM82 2L84 3L85 0L82 1ZM82 2H81V0H45V6H42V8L44 7V9L47 10V11L44 12L45 11L44 10L42 12L41 11L42 10L41 8H40L41 9L40 11L46 15V18H44L43 20H41L42 18H35L34 21L33 20H29L30 21V24H29V22H28V24L30 26L27 24V21L28 20H26V21L23 20V21H25V23L22 22V21L20 23L17 22L16 28L18 30L21 29L20 31H22L24 29L26 30V27H28V30L30 28L31 30L36 31L38 28H40L39 26L41 24V27L43 29H38L41 32H39V31H37V33L35 32L36 34L39 35V33H40L41 35L38 36L35 33L33 35V32L34 31L31 33V31L29 30L30 33L32 34V36L35 37V39L32 38V36H31L30 33H29L30 35L29 34L28 35H29V37L31 36V39L30 38H28V39H30V41L31 40L33 41L34 40V42H38L37 40L39 39L40 42H38V43L39 44H42L43 48L45 47L46 44L49 45L50 47L46 45L47 47L44 48L45 50L51 49L53 46L54 47L57 46L56 48L58 50L61 48V51H60V52H62L61 55H63V57H66V58H67V55H69V54H70L69 56H72L71 55L72 52H73V55H74V52L76 53V51H77L78 48H80L81 50L78 49V51H77L78 54H75L74 56H76L77 58H82L83 54H84V56L85 55L88 56L90 54V52H91L90 51L91 48H92V52H93V50L97 46V45L90 46V44L91 45L92 44L94 45V44H96V42L99 41L98 40L99 38H97L99 36V34H97V32H99V33L101 31L104 32V34H106L105 37H106L107 41L109 42L110 47L112 48V49L110 48V52H109L110 61L113 62V63H111V66L113 65L112 68H114V67L116 68V70H113L112 69V71H113L112 73H114V75H111L112 73L110 74L112 76V78L114 76L115 77L113 79L111 78L112 80L110 79L108 81V83L106 82V84H108L107 87L109 88V87H111L110 83L114 80L113 83H111V84H113V88L111 87V89L113 91L112 90H108V88H106L105 91H107V90L110 91V94L117 99V100L116 99L115 100H112L111 102L115 101L114 103L116 105H117V103H120L121 102L117 106L119 107L121 105L123 107H121V108L120 107L119 108L117 107V108L118 109H121L122 111L123 110L124 111L127 110L126 111V117H128L127 113L129 112L128 114L131 115L132 118L134 117L133 118L134 120H132L131 116L129 117V119H131L132 121H134L137 124H139L137 122V119H138L139 122L141 120L140 124H142L144 122L143 123V125H144L145 122L147 121V119L149 120V119L153 118L152 115L155 112V111L153 112V110H155V109H153L154 103H152V98L148 95V92L145 89V87L142 84V82H140L141 81L139 79L140 77H137L138 76V73H137L136 68L134 66L135 65L134 62L132 61V60H134V56H135V54H134L135 53L134 52V47L131 45L132 43H130V40H128V37L125 34H123L122 31H118V30H116L113 27V24L110 22L111 21L110 19H108V18L105 19V17H103L102 19H100L99 17H97L96 15H94V13H92V11L89 9V6L86 5L88 8L85 7V4H87L86 2H85V4H82ZM258 2H259V0H258ZM181 4L183 6H181ZM248 4H249V6H247ZM260 4H263L264 5V2L263 3L261 2ZM134 6H136V5H134ZM136 7L138 8V6H136ZM136 7H135V9L137 10ZM166 7H168V6H166ZM170 7L171 6L169 4V7L168 8H165V9H169ZM178 7H180V8H178ZM253 7H255V6H253ZM173 8L171 10H173ZM249 8L250 9H253V10L251 11ZM88 9L91 12L88 11ZM139 9H141V10H139ZM139 9L137 10L138 12L140 11V13L137 12L138 16H140L139 14H141V13L144 12L143 15L142 14L141 15H142V17L144 16L143 18H145V17L147 18L148 17V16H146L147 15L146 14L147 13L146 12L147 10L145 9L146 10L145 11L143 7H140ZM262 11L264 12V9H262ZM254 13L256 14V12H254ZM257 14H256V16H257ZM258 16H259V14H258ZM96 17H97V21L95 20ZM98 18L102 22L100 21V23H99L98 22ZM148 18L147 19H144V20L145 21L146 20L148 21ZM252 19H253V21H252ZM49 20H50V23H49ZM256 20H257V22H256ZM35 21L36 22L39 21L40 24L38 22V23H36V25L34 27ZM41 21H43V22H41ZM44 21L48 22L49 24H46L45 25L44 23H46V22H44ZM107 21H109V22L107 23ZM51 22H52V25L53 26L51 25ZM162 22H163V24L168 23L171 26L179 27L180 31H178V33L177 32L176 33L173 32L174 34L172 33L173 34V36H172L171 33L166 32L165 30L163 31V28L161 29V27H158L159 24L161 25ZM261 24H262L261 26L263 27L264 22L262 23V21H261ZM48 25L49 26L51 25L52 27L50 26V28H49ZM95 25H97V26L95 27ZM176 25H178V26H176ZM24 26H25V28H23ZM36 26H38V28ZM45 26L48 27V29H50V30H48L47 28H45ZM33 27L35 29H32ZM100 27H101V29H100ZM151 27L154 28L155 25L152 24ZM262 27H260V28H262ZM94 28H95V30H94ZM157 28H155L154 30L158 33V31L156 30ZM236 28H237L238 31L236 30ZM28 30H27V33H28ZM93 30L95 32L97 31L96 32L97 36H95L96 34H95V32ZM98 30H100V31H98ZM252 31L253 30H251L250 32H252ZM120 32H121V34H120ZM182 32H183L184 36H185V34H187V35H193V33H195V34L204 35V36L206 35V36H208L211 39L212 38L215 39L216 44L220 45L219 47L223 49L222 50V51H224L223 52V55H217L218 57L217 56H213L214 54H213V52H211L212 51L211 48H209L208 46L204 45V43L201 42V41H197L195 39L194 40H192V39L190 40L189 39L190 40L189 41V40L185 39L184 37H182L183 36ZM27 33H26V35H27ZM48 33H50V34H48ZM56 34H57V37H56ZM54 35L56 37V38L54 37L55 39L52 37ZM121 35H122V37H121ZM36 36L38 38H36ZM170 37H172V40H171ZM123 39H125L126 42ZM180 39L182 41H180ZM55 40H56V46L54 45L55 44L54 43ZM172 41L174 43H172ZM250 41L251 40H249V42ZM195 42H196L197 45H194ZM127 43L128 44L130 43V44L128 45ZM57 44H59V45H57ZM175 44H174V46H176ZM179 44H178V46H179ZM245 44H247V45L245 46ZM232 45L234 47L233 48L234 50H232L230 48V47H232ZM235 45H237V47ZM58 46H60V47L58 48ZM250 46H252V47H250ZM132 47H133V49H132ZM246 47H248V48H246ZM251 48H253L254 50H256V51L259 52V53L257 52V55H259V58L256 55H255L256 57L254 55H251V57L249 56V54H251L250 52H252L251 51ZM75 49H76V51H75ZM83 49H84L85 53H86V51H90V52H87L89 54H87V53L85 54L84 51L82 52ZM85 49H87V50H85ZM228 49L229 50L231 49V50L229 51ZM258 49H262L263 51L260 52ZM132 50H133V55L134 56L132 55ZM246 50H247V53H245ZM79 51H81V52L79 53ZM168 51L166 53H168ZM175 54H177V55H175ZM246 54H248V56H246ZM253 54H256V52L253 51ZM79 55H82V56L80 57ZM241 55H243V56L241 57ZM132 56H133V58H132ZM252 56H253V58H252ZM179 57H181V58H179ZM231 57H232V59H231ZM254 57H255V59H254ZM173 58H175V59H173ZM259 59H261V60H259ZM256 60L257 61L259 60V61L257 62ZM260 62H262V66H263V67H261L263 69H260L262 72L259 70V67L261 66V63ZM190 66H191V68H190ZM257 67H258V69H257ZM244 69H246V70H244ZM248 69H249V72H248ZM160 70L162 71L161 68H160ZM188 73H189V75H188ZM135 74L137 76H135ZM185 74H184V76H185ZM252 75H251V77H254ZM187 77H185V78H187ZM238 77L240 79H238ZM231 79H235V83H237V84L234 85V81H232ZM254 79L256 80V77ZM94 80H96V79H94ZM242 80H244V79H242ZM259 80L257 79V81H259ZM262 80H261V82H262ZM138 82H139V84H138ZM228 82L229 83L232 82L231 83L232 84V87H231V85ZM263 82H264V80H263ZM95 83H99V82L98 81L97 82L95 81ZM186 83L187 84L189 83L191 86L190 85H186ZM244 83L245 82L243 81V84H241L242 89L240 88V84H238L239 85L238 88H240L238 90H243ZM92 84H93V82H92ZM62 85H65V84H62ZM95 85L97 86V84H95ZM217 85L218 86L221 85L222 86L221 88H224V87L227 86L226 88L223 89V90H225V91H223L224 92L223 95H225L224 96V101L229 100V101L226 102L227 103V106H226V104H224L216 96V92H215V89L216 88H215V86L217 87ZM65 86L66 87H64V88L66 89L68 85H65ZM189 86H190V88H189ZM245 86H244V90H246V87L248 88V86H246V87ZM71 87H74V86L71 85ZM68 89H71L72 90V88H70V85L67 88V90H64V91H68ZM71 90H70V92H71ZM74 90L77 91V88L74 89ZM74 90H72V91H74ZM61 91H63V89ZM79 91H78V93L77 92H74V93H76L74 95L76 97L78 96V98H80V99L76 98L78 101L77 100H74L75 97L72 96V94H71L73 92H71V93L69 92V94H71V97H73V98H70V100L73 99L72 101L79 102V100H81L83 97L84 98L86 97V98L92 99L93 96L95 97V95H96V93H94V92H93L94 93V95H93L92 91L89 90V89H87V91L85 92V94L83 92L84 90L81 89V91H80L83 94H79L80 93ZM90 91H91V93H90ZM108 91L106 93L109 94ZM171 91L176 92V94L178 93L177 87H174V86L172 87V90ZM88 92L90 93V96L91 97L87 95ZM174 92H172V94ZM65 93H67V92H65ZM230 94H231V96H230ZM67 95H68V93H67ZM81 95H83V96L82 97H79ZM109 95H107V98L108 99L109 98L110 99L111 98L113 99V97L112 96L109 97ZM69 96L70 95H68L67 98H69ZM171 96H173V95H171ZM263 96H264V94L262 95V98L261 99H263V101H264V97ZM8 97H10V95ZM8 97H7V99H8ZM258 98H260V97H258ZM5 99H6V97H5ZM7 99H6V101H7ZM70 100H68V101H70ZM117 101H119V102H117ZM256 101H258V100L256 99ZM256 101H255V105L256 104L259 105L260 104V101H259V103L258 102L256 103ZM71 102H67V104L69 105V103H71ZM150 102L152 104H150ZM252 102L250 103V105L251 104L253 105L254 102L253 103ZM90 103H91L90 104V107H93L94 105L97 107L96 104H98V102H95V104H94V102H90ZM92 103H93V106H91ZM114 103H113V105L115 106ZM3 104H5L4 106H6V105H8V102L7 103L4 102V103H1L0 104V107H1L0 109L3 110V111L0 110V131L4 134L5 138H4L3 134H0V136L2 135L3 137H1V138H4L5 139L4 142L6 141V143L9 144L11 147L8 146L6 143H4V144L6 145V147L8 146V148L10 150H13L14 149V152L18 151L19 154H22L23 153L22 154L23 156L24 155L27 156L26 155L27 153L29 155V153H32L33 152L35 155L34 154H32V155H34L36 157H34V158H33V156L32 157L30 156V157L32 159H35L36 158L38 160L41 157L40 160H41V162H43L41 164V163H38V160L35 159L34 160L35 162H33V160L31 159L32 160L31 163H35V164L38 163L39 165L47 166L45 164H48V163H46L48 161V162H52V164H54L52 166H54V167L57 166L58 167V169H56L57 167H55V170L56 171L53 170L55 172V175L56 176H54V174H53L54 172L52 170H49L50 174L53 172L52 173L53 176H54L53 178L56 177L55 179H57V183L59 182L57 184L59 186L56 185V182L55 181H54L55 182L54 184L56 185V187L58 189L60 187L61 191H63V190L65 191V189H66L64 196H66V194H68V193L69 194H73L72 196L70 195L68 197L69 199L71 198L69 201L63 199V201L65 200V202L67 201V202H69V204H72V206H68V205L65 204L67 207L66 208L63 207L64 209L68 210L70 207H75V206H73V204L75 205L76 202L79 200V198L81 199V197H83V195H84L83 200H85V204L86 205H83V204H81L82 206L80 205L82 207V209H83L84 206H86L85 211H84V209L81 210L83 217H86L88 220L89 219L91 220L92 219L91 218V215L93 214L92 217H94L95 216V213H98L99 212L98 210H100V212H102V208L101 207H103V204L104 203L106 205L108 203L107 206H110V204H111V207H108V212H111L112 209H113L115 211H112L111 212V215L113 214V212H115V215L113 214L111 217H109V215L108 216L106 215V217H104V219L107 220L108 217L109 218H113V216H115L116 218H120V216L117 217L118 215L116 214V212L119 210L121 212V214H122L123 209L121 207H124V206L126 207V205L122 206L120 204L121 202L119 200L122 199V197H125V200L122 199V202L123 203L124 202H127L128 203V201H129V203L132 202V205L128 203V205H130V206L128 207V209L126 208L127 210H125V207H124L125 212L123 211V216L121 214H119V215H121L122 218L118 219V223L115 222V221H113V222H115V225L116 226L112 224V221L110 222V219H108V221L110 223L109 222H106V223H108V224H106V226H108V225H110L111 227L115 226L114 229L116 227H119V226L121 227V224L122 223H120L119 220L121 221V219H122L121 222H123L122 227H124V228H122V229L120 227L119 228H120V230H123V229L124 230H123V232L122 231L121 232L120 231L118 232L119 234L122 233V235L121 234L120 235L117 234L119 236H117V238H116V232H115V235H112L114 237V238H112V241L109 239L110 237H112V236H110L111 234H109V233H111L112 231H113L112 233H114V230L111 231V229H113V228L110 227V230H108V234L106 233L107 236L108 235L110 236L107 239H106L107 236L105 237L106 234L102 230V227H105V232H106L107 229H109V227H106L105 225L103 226V224L105 223V221L103 222V224L100 222L102 224L101 227H100V223L99 222H98L99 225L96 224V222H95V225H97V226H94L92 224V223H94L93 221L98 220V219L101 218L100 214L101 215L103 213L106 214V211H107L106 210V208H107L106 206H105V208L103 207V212L102 213H100V212L98 213V215H99L100 218H98V215H97V216H95L96 218L94 217L95 219L92 220V223H89L88 224V222L86 221L87 224H88V225H86V223H85L86 226L89 227L90 224H92V226H93V227L90 226V230L87 227V229H88L87 232L85 231L86 228L82 229L84 227L83 225H84V222H85L86 218H85V220L82 221L83 223L80 222V223L83 224L82 225L83 227H81L78 224L79 222H77V220H76L77 224L75 222H72V223H73V225L76 224L77 226L78 225L80 226V227L78 226L79 228H76V230L79 229L76 232H79V231L80 232H83V230H84L85 234L86 233H89L90 234V232H92L91 234H93V236H92L93 238L89 234L88 235L91 238L90 241H92V239H93V242H94V240L97 241L98 238L100 239L102 237V235H100V234L103 233V235H104L103 237H105V239H103V237L101 239L105 240L104 242H106V243L102 242V240H101L102 243H100V242H98L100 240H98L97 242L100 245L109 244L110 241H111V243L109 245L112 246V244L114 242H116L121 237V240H119V244H120L121 247L119 246L118 249L116 250V252H114L115 251V247H113V250H114L113 252L114 253L112 252V250H110V252H112L114 255L113 254H110V252H107V253H109V255L106 253L107 255L103 258V259H105L107 256L110 257V258L107 257V259H108L107 260L108 261L107 263L108 264H113V263L114 264H123L128 257H129V259H127V260L130 261V258L133 256L131 253L132 252L134 253V251H136L137 249L140 251V253L138 252L139 254L137 255L136 254L137 251L135 252V254H136L135 257L137 256V258L135 259V257H134L133 258V261L134 260L138 261V259H139L138 256H140V254H143L144 253V250L141 249L143 247V246H141L142 243L139 246L136 245V247H138V248H136V250H135V246H134V243L137 244V241H138L137 239H139L138 244L140 243V237H139V235L137 233L138 231L136 232V230H138V226L136 225L137 228L135 226L133 228V231L136 232V234L138 235V237H136L137 235L134 234L135 232L132 233V231H131V233H128L129 236H128V234H126V232H129L130 231L131 226L134 225V222H132V221H135L136 220L137 212H135V211H137L138 208L137 207H134V206H136L135 204L133 206V202L134 201L129 200L131 198H128V201H127L126 197H132V196L135 197L134 195L137 194V193H139L140 190L138 189L139 187L137 188V191L135 189L136 187L134 189L128 187V186H132V183H131V185H129V184L127 185V183H129L128 181H130V180H128L127 177L125 178V175L122 176V174H121L120 179L123 178V177L125 179H127L128 181L126 180V184H125L124 178L122 179V182H121L120 179H117L116 180V178L119 177V175H120L119 172H117L119 170H117L115 168L114 169L117 170V171L113 170L112 168L115 167V166H112V168H111V165H109V167L111 169L110 168L108 169V164L109 163L105 164V162H106V160H105L106 158L105 157H102V159H104V160H101V163H99L101 156H104L102 154H105L106 151L103 153V151L101 152V150H100L101 153L99 152L98 147H97V144H96L98 142V139L96 138V136H95L96 139L94 138L95 131L92 132V129H90L89 137H88V134H86V133L88 132L89 128H87L86 124L83 123V120L82 121L80 120V123H79V120H77V119L74 118V116H75L74 114L72 116V114L70 115V113L66 112L63 108H61V111L54 112L56 114V116H53L54 113H51L52 115L50 114L49 116L47 115L48 117H46V118H48L47 119L48 121H45L46 120L44 118L45 116L44 117H38V115H37L38 119L39 118H41V119L44 118L45 125L43 123V120H40V119H39L40 120V123H38L39 120L37 119V117L35 115L34 117H36V119L38 120V122L33 117L34 118L33 119L34 121H30V122H32L31 124L30 123L29 124L28 123L26 124L28 126L30 125V127H31V128H28L27 127L28 130H30L29 131L30 133L28 134L27 133L28 131L25 130L24 128L21 129V130L24 131L23 132L20 129H16V128L13 127L14 125L12 124V121L10 123L9 120H8L9 119V116H8L9 114H10V118H11V113L8 114V112H10V109L7 106V109H9V111L8 110H5L6 108L4 106L3 107L1 106ZM88 104H87V106H89ZM177 104H178V106H177ZM261 104L263 105L264 102L263 103L261 102ZM71 105L73 106L74 103H72ZM75 105H76V103H75ZM124 105H125L126 108L124 107ZM87 106H85V107L83 106V107L86 109V108H88ZM181 106L184 107L185 110ZM233 106H232V108H233ZM261 106L259 105V107H260L261 110L259 109V107H256L255 106L254 107L255 109L253 111L256 112V111L260 110L259 112H262L264 114V110L262 109ZM263 107H264V105H263ZM95 108H88V109H93L94 110ZM256 108H258V110ZM150 109H152V110L150 111ZM64 111L66 113H68V114H64ZM5 112H7L8 115H6ZM59 112L61 113V114H59L60 117L57 115ZM62 112H63L64 115L62 114ZM150 112L153 113V114L152 115H148V114H151ZM254 112H253L252 115L255 114ZM195 113H193V115ZM234 114H232V115H234L235 116V119L237 120L238 116H236L237 115L236 113H234ZM256 114H257V112H256ZM69 115L72 116L73 118L72 117L71 118L72 119H75V121L70 120L71 118L68 119V120H65V119H67V117L68 118L70 117ZM156 115H157V113H156ZM183 115H186V116H183ZM6 116H8V117H6ZM50 116L55 117L56 120L54 118H51ZM76 116H77V114H76ZM254 116H252V117H254ZM49 117H50V119H49ZM154 117H155V115H154ZM77 118L79 119L80 117L78 116ZM155 118L153 120H155ZM158 118L159 117H157L156 119L157 120H161L163 122L162 119H160V118L158 119ZM179 119H177V120H179ZM10 120H12V118ZM69 120L71 122H69ZM157 120H155V122ZM182 120H184V122L186 120V122L184 123ZM66 121H68L69 123L66 124L65 123ZM149 121L146 122V125H147V123ZM46 122H48V123L51 122L50 123L51 125L48 126L47 125L48 123L46 124ZM76 122H78V123H76ZM157 122H156V124L157 125L159 124V126L162 124V122L160 123V121H157ZM42 123H43V125H42ZM151 123H152V121H151ZM187 123H190V122H187ZM26 125H25V127H26ZM143 125H141V126L144 129V127H146V125H144V127H143ZM51 126H52V128H51ZM255 126H257V125L256 124H253L252 125V129L246 127V129L243 130L244 133H245V131H247V133H245V134H248V136H252V135H250V132H249L250 130L248 131V129L253 130V128ZM53 127H54V129H53ZM255 128H254V130H255ZM13 129L14 130H17V131H14ZM80 129L82 131L85 130V134L83 133L84 134V137H80L81 135L83 136V134L79 135V133H81L80 132L81 131ZM18 130H20L23 133V135L25 134V131H27L26 133L29 135V137H27L28 136L27 134L24 135V136L27 135L25 138L23 137L24 138L23 141H25V143H23V141L21 142L22 139L20 137H22V136H20V135L22 133L20 131H18ZM76 130H77V132H76ZM78 130H79V132H78ZM86 130H87V132H86ZM254 130L252 132H254ZM143 131H140V133L143 132ZM76 133H78V134H76ZM92 134H93V138H92ZM31 135L32 136L35 135L34 136L35 138L33 137V139H32L31 138L32 137ZM86 135H87V138L85 137ZM84 138L86 140H88V141L84 140ZM90 138L92 140H90ZM145 138L148 139L147 137H144V135H143L142 136V140L145 141L146 140ZM31 139H32V142L31 141H28L29 143L31 142L33 144V142H34V144H35V142H37L36 143L37 145L35 144L36 147H39V146L40 147L39 148H36L34 144L33 145L30 144V146L31 147L34 146L35 147L34 149H36V150L39 149L38 151L31 150L30 149L31 147L28 145L29 143L27 142V140H31ZM37 139H38V141H36ZM94 140H97V142H95L93 144V146L96 144V147H93L90 144V143H92L90 141H93L94 142ZM19 142H21V143H19ZM38 142H39V144H38ZM171 142H170V144L172 145ZM20 144H21V146H23V144H25V145L27 144L26 145L27 147L24 149V146L22 148L20 146ZM98 145H99V142H98ZM89 147H90V149H89ZM92 148H94V149H92ZM91 149L94 150L97 154L99 152V155L101 154V156L98 157V159H97V156H99V155H97L96 153L94 154V152ZM97 150H98V152H97ZM35 151L38 152V154ZM158 152H159V154L161 153L162 156H164V157L167 155L165 157V159H163L162 156L157 155ZM241 153H242V155L244 154L245 156L240 155ZM14 154H16V153H14ZM36 154L37 155H41V156H37ZM16 155H18V154H16ZM93 156H96V157H93ZM151 157H148V159L149 158L152 159ZM161 157H162V160H161ZM94 159H97V160H94ZM40 160H39V162H40ZM86 160H89V161H86ZM95 161H98V163L100 165H102V162H104V161L105 162L103 163V166H101V168H99L100 166L97 165L96 164L97 162L95 163ZM92 162L94 163V165H93ZM38 164H37V167H35L34 164H33V167H35V171H36L34 173H37L38 174L37 176H39V173H40V172H38L36 170V169H39L38 168V166H39ZM50 165L51 164H48V166L46 168L51 167ZM44 166H43V168H44ZM93 166H95V167H93ZM105 166H107V167H105ZM156 166L157 167L160 166V167L156 168ZM97 167H98V170H97ZM46 168H44L45 169L44 170V175L47 174V172H48V170ZM53 168L51 167V169H53ZM102 169H104L105 171L103 170V172H102ZM106 169H108V170H106ZM39 170H42V169L40 168ZM46 170H47V172H45ZM109 170L111 172H112V170L115 171L116 173H118V176H116L117 174L114 172L116 174L115 175L116 178H115L114 174L111 173V172H109ZM143 170L145 172H143ZM154 172H155L154 174L157 173L156 171H154ZM106 173H108V174H106ZM139 173H140V171L138 173H135V174H137L139 176V175H141V173L140 174ZM40 175H42V174H40ZM47 175H45V176H47ZM45 176H42V178L45 179ZM48 176L50 177V175H48ZM195 176H196V181H195ZM201 177L203 178L202 180H204L203 182H205V183L207 182L206 183L207 184V187H205L206 184H203L202 185L203 182L201 181L202 182L201 183L198 180L199 178L201 179ZM39 178H41V177H39ZM42 178L39 180V182L42 180L41 182L43 183L44 180ZM51 178L46 177L47 180L48 179H51ZM156 178L157 179L159 178V179L157 180ZM140 179H141V176H140ZM142 179L140 181H142ZM47 180H45L44 184L46 183ZM74 180H75V182H74ZM139 180H137V183L139 182ZM197 180H198V182H200L199 183L200 185L198 184ZM260 180H262V181H260ZM48 181H47V183L49 184ZM51 181H53V180H51ZM148 181L151 182L152 184H150ZM194 181H195V183L198 184V189H196L197 184H196V186H194L195 185ZM254 183H256V184H254ZM50 184H53V183L50 182ZM50 184H49V186H50ZM60 184H61L62 188H61ZM252 184H253V186H252ZM53 185H51V186H53ZM150 185H153V187L152 186L150 187ZM158 185H159V188H158ZM167 185H169V186H167ZM201 185L204 186L203 188L201 187L203 189V191H201L202 189L199 188V186H201ZM156 186H157V188H156ZM162 186H163V190H165V186L169 187L168 189L166 187L167 194H168V192L170 190L171 191L175 190V193H173L171 191L169 192V195L172 194V197L175 196L176 195V192L178 193V191H179V194H177L175 196V198H172L169 195H168L169 197L166 196V192H164V195H163ZM65 187H67L68 189L65 188ZM63 188H65V189H63ZM145 188H146V186H145ZM170 188H172V189H170ZM204 188H206L209 191L206 192V189H204ZM78 189H80V190H78ZM67 190H69V191H67ZM160 190H161V193L162 194L160 193V195H159ZM204 190H205L206 193H208L207 194L208 195L207 196L208 199H205L206 193L205 194L203 193ZM77 191H79V192H77ZM155 191H156V194H155ZM59 192H60V190H59ZM124 193H126L127 196ZM123 194L125 196H123ZM153 194H155V195L153 196ZM202 194H204V196ZM161 195L166 196L168 199H170V197H171L172 199L176 200V198H177L178 201L176 200V202H178L179 204L178 203H174V200H172V199H171L172 201L170 203V200L167 201L166 197H164V198H165V201H167V202H164V199H163V202H161L162 201V199L160 198ZM163 196H161V197H163ZM89 198H91L93 201L91 199H89ZM160 199H161V201H159ZM260 199H262V202L260 201ZM71 200H72V202H71ZM146 200H148V199H146ZM79 201H80L79 203L82 202V200H79ZM98 201L99 202L104 201V202H102L103 203L102 204V203H98ZM154 201H153V203H151V205L146 202V204L144 205V207L147 208V207H150L151 206L152 209H153V207L154 206L156 207V205L158 204L156 201L155 202L157 204ZM88 202H90V203H88ZM93 203H94V206H96L95 205L96 203L99 204V205L100 204H102V205L99 207L100 209H98V207H97V209H98L97 210L95 207H92L93 206ZM163 203H164V205H163ZM154 204H156V205H154ZM169 204H168V206H169ZM176 204H178L177 207H179V210L176 207ZM65 205H63V206H65ZM146 205H147V207H146ZM77 206L79 207V205L76 204V207L75 208H77ZM88 206H89L90 209L88 208ZM137 206L139 207V204ZM140 206H141V208H144V207H142V205H140ZM160 206H158V208ZM201 206H203L202 207L203 209L201 208ZM151 207L148 208V210L151 211V213H149L150 211L148 212V215L149 216L152 215L150 217H153L154 214L158 215L159 214L158 211L160 212V209L161 208L159 210H157V208H156L157 211L155 209H153L154 211L152 212ZM169 207H166V209H164V210L161 209V211L163 210L162 213H164L165 210H168V211L171 210L170 211L171 213L169 212V214L170 215L173 214L172 208H169ZM183 207H185L184 208L185 209L184 211H183ZM196 207L199 208V210L202 209V211L197 210ZM75 208H74V210H75ZM109 208H112V209H110V211H109ZM167 208H169V209H167ZM80 209H79V211H80ZM104 209L106 210L105 212H104ZM135 209H137V210H135ZM175 209H176V211H175ZM95 210L97 212H95ZM77 211H78L77 209L74 211L75 214L72 215L73 217L76 216V213H78ZM119 211L117 213H119ZM155 212H157V213H155ZM134 213H135V215H133ZM165 213H166L165 215H167L168 212L166 211ZM196 213H194V214H196ZM82 215H81V218L83 219ZM188 215H185L184 214V216H188ZM192 216H195V215H192ZM199 216H198V218L200 219ZM203 217H205V218H203ZM206 217H208V218L206 219ZM131 218H134L135 220L132 219V221H131ZM153 218H155V217H153ZM192 218H194V217H192ZM192 218L189 217V219H192ZM198 218L196 219V217H195L196 220H198ZM74 219H76V218H74ZM79 219H80V217H79ZM90 220H89V222H90ZM113 220H116V219H113ZM186 220H188V217H186ZM248 221H254L253 223H251V225L253 226V228H250V227H248L246 225V222H248ZM135 222H137V221H135ZM187 222H189V220ZM72 223H71V225H72ZM116 223L117 224H120V225L118 226ZM129 223H133V224H129ZM135 224H137V223H135ZM211 224H210V226H211ZM243 224H245V226H247L248 229H246V230L243 229V227H244ZM199 225H201V224L199 223ZM213 225H212V227H213ZM53 226H54V224H53ZM72 226H70V228H72ZM75 226H73V227L75 228ZM204 226L205 225H203V227ZM52 227H51V229H54ZM55 228H56L55 231H57V232H59L61 230L59 227H55ZM74 228H72L73 229L72 231L75 230ZM80 228L82 229V231L80 230ZM69 230H71V229H69ZM115 231H118V230L116 229ZM254 231H256V232L254 233ZM220 232H219V234H220ZM243 232H245V234ZM0 234H2V233H0ZM6 234L8 235V233H3L2 236L4 237V236H6ZM131 234L135 235V238H134L133 235H132L133 237H131L130 236ZM98 235H100L101 237L98 236ZM245 235H247V236H245ZM3 237L0 238L2 240V241L0 240V264H24L25 262L27 263V261L25 259H24L25 262L23 260H21L23 258V256L19 255L18 252H17V254L19 256H21V259H20L19 256L16 255V252H15L16 249L14 247V244H15V242H18V240L16 241V239L15 238H12L10 234H9V236H7L8 238L6 237L9 240H6L5 241L6 238L5 237L3 238ZM129 237H131V238H129ZM115 238L117 239L116 241H115ZM132 238H133V240H132ZM11 239H13V240H11ZM113 239H114V242H113ZM129 239H131L132 241L129 240ZM134 239L137 240V241H135ZM10 240L13 241V245H12L11 242H9ZM106 240L108 241V243H107ZM133 241H135V242H133ZM93 242H90L91 245L94 244V243H97V242H94V243ZM116 243H118V241ZM4 244H6V245H4ZM11 247H13V248H11ZM119 248H120V250H119ZM131 248H132V250H131ZM13 249H15V250H13ZM90 249H92V248H90ZM133 249H134V251H133ZM96 251H98V250L96 249ZM13 252H14V254H13ZM90 252H94V250L93 249L90 250V251L88 250V253L89 254H91ZM98 252H96V255L94 254L95 255L94 257L97 256V253ZM145 252H146V250H145ZM37 253L42 254V253H40V252H38L36 250V254ZM88 253H87V255H89ZM99 254L100 253H98V256H99ZM91 255H93V254H91ZM130 255H132V256H130ZM16 256H17V258H15ZM30 256H31V254H30ZM113 256H114V258H113ZM197 256H194V257L196 258ZM198 257L200 258V255ZM231 257H232L231 259H234L235 258L234 256H231ZM86 258L87 257H85V259ZM97 258H98L97 260H93V257H92V259H91L92 261L91 260H88L89 262H91L89 264H95V263H92V262L93 261L94 262L95 261H99V258L100 257H97ZM195 258L192 257L190 259L191 261H192V259H194V261H195V262L192 261V264H194V263L200 264V260H197L199 258H196V260L199 261V262H197L195 260ZM82 260H83V262L87 261V260H84V259H80L81 262L78 261L79 262L78 264H80V263L82 264L83 263ZM1 261H2V263H1ZM128 261H127V264H129V263L132 262V260L129 263H128ZM189 261H188V264L191 263V261H190V263H189ZM101 262L102 261H99L98 263L100 264ZM135 262H132V263L135 264ZM236 262H238V261L236 260ZM236 262H233V264H239V262L238 263H236ZM30 264H32V263H30ZM85 264H86V262H85ZM101 264H104V263L102 262ZM201 264H203V263L201 262Z\"/></svg>",
    "mask_w": 264,
    "mask_h": 264
}]
</instances>
